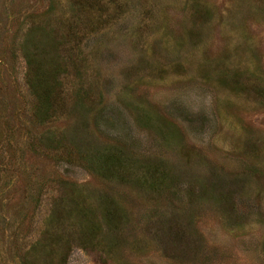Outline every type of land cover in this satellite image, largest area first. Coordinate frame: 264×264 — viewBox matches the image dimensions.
Here are the masks:
<instances>
[{
	"label": "rangeland",
	"instance_id": "1",
	"mask_svg": "<svg viewBox=\"0 0 264 264\" xmlns=\"http://www.w3.org/2000/svg\"><path fill=\"white\" fill-rule=\"evenodd\" d=\"M0 264H264V0H0Z\"/></svg>",
	"mask_w": 264,
	"mask_h": 264
},
{
	"label": "trees",
	"instance_id": "2",
	"mask_svg": "<svg viewBox=\"0 0 264 264\" xmlns=\"http://www.w3.org/2000/svg\"><path fill=\"white\" fill-rule=\"evenodd\" d=\"M35 63L34 64V70H33V76H32V80H33V84L35 86V89L37 92H40L38 94H42L41 96V102H42V107L43 110L41 112L43 113H47L49 112V110L51 109L52 105H53V97H54V93L53 90L51 88V86L49 85L47 88H42V71H41V67L42 64L40 61H37V59H34ZM32 64V65H33ZM96 164V168L100 166V168H103V171H111L115 170L119 167L118 164H116V157L113 158L112 155H105L103 157H101V159L99 161H94ZM99 164V165H98ZM113 206H108V208H106L105 210V214H104V218L109 219L112 216V211L111 208Z\"/></svg>",
	"mask_w": 264,
	"mask_h": 264
}]
</instances>
